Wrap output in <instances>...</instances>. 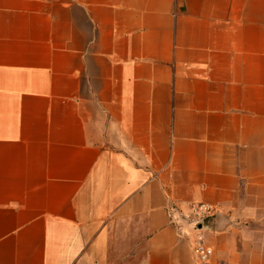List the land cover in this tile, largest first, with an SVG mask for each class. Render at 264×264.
<instances>
[{
    "label": "crops",
    "instance_id": "1",
    "mask_svg": "<svg viewBox=\"0 0 264 264\" xmlns=\"http://www.w3.org/2000/svg\"><path fill=\"white\" fill-rule=\"evenodd\" d=\"M197 235L264 264V0H0V264H201Z\"/></svg>",
    "mask_w": 264,
    "mask_h": 264
},
{
    "label": "built area",
    "instance_id": "2",
    "mask_svg": "<svg viewBox=\"0 0 264 264\" xmlns=\"http://www.w3.org/2000/svg\"><path fill=\"white\" fill-rule=\"evenodd\" d=\"M209 209L210 208L204 204H199L195 206L192 209L191 222H193V224L195 225L197 223H200L204 219V217L209 214ZM192 251L196 260L201 264L207 263L213 254L212 249L204 244L200 235L196 236Z\"/></svg>",
    "mask_w": 264,
    "mask_h": 264
}]
</instances>
